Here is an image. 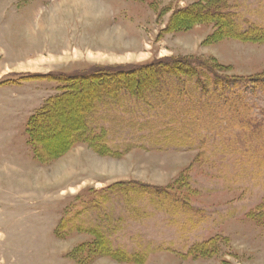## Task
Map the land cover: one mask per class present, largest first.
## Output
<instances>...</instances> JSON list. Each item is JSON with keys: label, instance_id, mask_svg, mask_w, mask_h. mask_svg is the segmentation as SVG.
Listing matches in <instances>:
<instances>
[{"label": "rangeland", "instance_id": "1", "mask_svg": "<svg viewBox=\"0 0 264 264\" xmlns=\"http://www.w3.org/2000/svg\"><path fill=\"white\" fill-rule=\"evenodd\" d=\"M253 27L264 0H0V264H264ZM173 59L224 81L187 90ZM155 63L137 96L74 81Z\"/></svg>", "mask_w": 264, "mask_h": 264}, {"label": "trees", "instance_id": "2", "mask_svg": "<svg viewBox=\"0 0 264 264\" xmlns=\"http://www.w3.org/2000/svg\"><path fill=\"white\" fill-rule=\"evenodd\" d=\"M226 4H227V1H226V3L223 1V2H219L217 4V6L221 7V9L224 10L226 7ZM184 13L185 14L191 13L188 17H186L185 23L187 26L191 22L210 20V18L206 17V15L205 16L199 15L198 12H196V10H194L193 8H191V9L187 8V9L183 10V14ZM218 16H220L222 18H230L231 24L233 22L232 19H234L233 17L225 15L223 13L218 14ZM239 33H240V36H244V37L248 36V38L264 40V30L262 28L253 27L252 29H248L247 31H244V32L239 31ZM188 62H189V60L185 61V59H173L171 61V63H166V67L168 66V70H170V72L172 74L176 75L179 72V76L182 75V76H184V78L192 80V81H189V80L186 81L187 90L191 89V87H189L191 82H196V84L202 88L203 93H205L206 95H209L210 92L213 93V91H211V89L209 88V87H211V84L214 85L215 81L217 83H222L224 81V79L222 77L216 76L215 72H213L209 68H204L206 71L204 70L205 72H200L197 69V67H194L193 65L191 66L192 62L195 63L193 60H190V64ZM158 67L160 68L163 66L161 63H155V64H149V65H145V66H138V67L132 68L131 70H123L124 68H121V69H119V71H114V72L95 73L93 75L92 74L91 75H88V74L79 75V76H76L74 78V81L81 80L82 83L85 84V83H89L91 81L92 82L93 81L107 82L108 80H110V81L113 80L114 83L112 84V86L103 91L107 95L120 97L121 91L127 90L130 95L137 96V94H135V90L138 88V92H141L140 90H142V89H140L141 88L140 85H142V82L145 83L147 80V77L145 74L147 72L153 73L154 71L157 70ZM199 69H201V67ZM115 72H117L118 75H115ZM144 72H146V73H144ZM207 74L213 75L214 79L213 78L209 79V77L206 76ZM67 93L68 92H66V94ZM50 110H52V109H50ZM50 115H51V113L49 115L46 113L41 114L40 116H38L37 118H34L30 122L29 135L31 136L30 138H32V140H33L34 146L37 148L36 149L37 155L40 154L38 152L41 149V146L43 145V143L40 142V139L38 138V136H39V133H38V130H39L38 126L39 125L38 124H40V122H45V121L47 122L50 118ZM37 120H38V122H36ZM84 129L85 128H83V130ZM74 134H75V131L70 134L69 138H71ZM39 157L41 158L40 155H39ZM193 250L194 251H192L190 253V255L194 254V253H197L199 255L201 254V256L209 254V251H208L209 249L205 244L196 245Z\"/></svg>", "mask_w": 264, "mask_h": 264}]
</instances>
